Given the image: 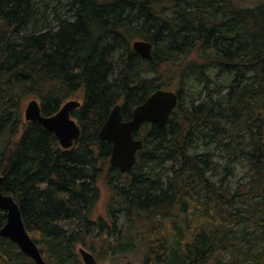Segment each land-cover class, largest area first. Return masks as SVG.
<instances>
[{"label": "trees", "instance_id": "trees-1", "mask_svg": "<svg viewBox=\"0 0 264 264\" xmlns=\"http://www.w3.org/2000/svg\"><path fill=\"white\" fill-rule=\"evenodd\" d=\"M45 1L0 0L2 189L45 262L83 264L80 246L98 264L132 252L136 264H223L258 238L252 264H264V0H55L71 18L32 31ZM139 40L152 60L132 49ZM160 89L178 105L166 126L137 132L143 148L121 174L99 132L117 105L127 121ZM74 99L82 135L69 150L25 122L29 100L51 117ZM199 145L222 149L230 176L245 162L249 181H213L215 155ZM0 264L35 263L0 237Z\"/></svg>", "mask_w": 264, "mask_h": 264}, {"label": "water", "instance_id": "water-1", "mask_svg": "<svg viewBox=\"0 0 264 264\" xmlns=\"http://www.w3.org/2000/svg\"><path fill=\"white\" fill-rule=\"evenodd\" d=\"M133 50L143 59L152 60L153 46L145 41L131 44ZM179 96L169 90H157L144 104L133 110L131 119L124 121L122 106L117 105L110 113L99 132V140L112 144L110 165L121 174L128 173L137 162V154L143 148V142L135 136L146 123L164 127L176 109ZM82 106L79 100L66 102L58 113L51 117L43 116L40 103L31 100L24 112L26 123H39L45 131L54 135L63 150L75 146L81 138V128L72 118V113ZM3 177L0 175V211L6 214V224L0 230V237L17 245L20 252L35 264H47L39 247L29 235L19 205L12 196L3 194ZM264 198V187H263ZM83 264H98L95 256L84 248L79 249Z\"/></svg>", "mask_w": 264, "mask_h": 264}, {"label": "rangeland", "instance_id": "rangeland-1", "mask_svg": "<svg viewBox=\"0 0 264 264\" xmlns=\"http://www.w3.org/2000/svg\"><path fill=\"white\" fill-rule=\"evenodd\" d=\"M50 3L49 7L46 8V3ZM43 3L38 2V12L35 16V20L37 21L36 26H34V29L32 31L36 30H42L43 28L50 27L56 28L59 25V19L65 20L68 18H71L70 14L67 11V8L60 7L55 0H46ZM214 81L217 86H227L229 85V80L218 79L216 76H214ZM231 81V79H230ZM190 89L194 92L198 91L200 92L202 89V86L197 85L196 82L191 81L189 83ZM31 100L27 101L29 103ZM25 104V107L27 105ZM197 153L205 154L208 152H213L215 155V166L219 167L218 169L219 174L217 176L211 177L213 181H221L226 180L227 187L230 188L232 191H235L239 188L240 185L245 184L249 181L247 178V172L249 171V167L245 162H239L234 165L232 175H229V158L228 156L223 153L222 149H216V148H206L204 145H199L198 149L196 150ZM216 167V168H217ZM105 192L102 194V198L97 206L96 210V216L100 217L106 216V196ZM81 248L80 246L78 249ZM245 254L241 255L240 257L233 258L231 255H224L222 258L223 264H231L233 262L234 264H252L253 262V256L257 252L262 250V243L261 241L256 238L252 239L249 244H246L244 247ZM81 259V257H80ZM140 259V257L137 255V253L132 252L130 254H122V255H116L113 259L103 262L101 264H136V260ZM82 262V261H81ZM83 263V262H82Z\"/></svg>", "mask_w": 264, "mask_h": 264}, {"label": "bare ground", "instance_id": "bare-ground-1", "mask_svg": "<svg viewBox=\"0 0 264 264\" xmlns=\"http://www.w3.org/2000/svg\"><path fill=\"white\" fill-rule=\"evenodd\" d=\"M139 41H141V40H139ZM135 42V41H134ZM133 49V48H132ZM135 52V51H134ZM136 53V52H135ZM137 54V53H136ZM81 135H82V131H81ZM5 214V213H4ZM6 215V214H5ZM6 224V223H5Z\"/></svg>", "mask_w": 264, "mask_h": 264}, {"label": "flooded vegetation", "instance_id": "flooded-vegetation-1", "mask_svg": "<svg viewBox=\"0 0 264 264\" xmlns=\"http://www.w3.org/2000/svg\"><path fill=\"white\" fill-rule=\"evenodd\" d=\"M1 212V211H0ZM4 213V212H3Z\"/></svg>", "mask_w": 264, "mask_h": 264}]
</instances>
